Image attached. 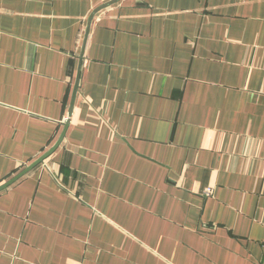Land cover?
Here are the masks:
<instances>
[{
    "label": "crops",
    "instance_id": "obj_1",
    "mask_svg": "<svg viewBox=\"0 0 264 264\" xmlns=\"http://www.w3.org/2000/svg\"><path fill=\"white\" fill-rule=\"evenodd\" d=\"M109 1L0 0V264H264V0Z\"/></svg>",
    "mask_w": 264,
    "mask_h": 264
},
{
    "label": "water",
    "instance_id": "obj_2",
    "mask_svg": "<svg viewBox=\"0 0 264 264\" xmlns=\"http://www.w3.org/2000/svg\"><path fill=\"white\" fill-rule=\"evenodd\" d=\"M117 1H119V0H111V1L103 4L97 10H95L93 12V14H92L91 17H93L95 15V13L98 12L99 10H101L102 8H105V7H107V6L115 3ZM91 21H92V19L89 21V24H88V29H87L86 36H85V43L87 42V38H88V35H89V29H90V26H91ZM84 46H85V44H84ZM84 50H85V47H84V49L82 51V56H81L82 58H81V62L79 64V69H78V74H77V80H76V84H75V90H74V94H73V100H72V106H71V109H70V113L72 112V108H73L74 101H75V97H76L77 90H78V84H79V78H80V72H81V63H82V60H83ZM66 127H67V124H66ZM64 133H65V131L63 132V134H62L60 140L58 141V143L53 148H51L46 154H44L43 156H41L40 158H38L35 162H33L32 164H30L29 166H27L24 170H22L19 174H17L11 180H9L5 184L1 185L0 186V190L8 187L10 184H12L13 182H15L19 178H21L23 175H25L27 172H29L31 169H33L35 166H37L39 163H41L46 157H48L58 147V145L60 144V142L62 141V139L64 137Z\"/></svg>",
    "mask_w": 264,
    "mask_h": 264
},
{
    "label": "built area",
    "instance_id": "obj_3",
    "mask_svg": "<svg viewBox=\"0 0 264 264\" xmlns=\"http://www.w3.org/2000/svg\"><path fill=\"white\" fill-rule=\"evenodd\" d=\"M210 192V190H207V193H209Z\"/></svg>",
    "mask_w": 264,
    "mask_h": 264
}]
</instances>
